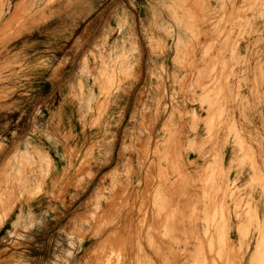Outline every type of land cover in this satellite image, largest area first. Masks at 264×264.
Returning a JSON list of instances; mask_svg holds the SVG:
<instances>
[{
  "label": "rangeland",
  "instance_id": "1",
  "mask_svg": "<svg viewBox=\"0 0 264 264\" xmlns=\"http://www.w3.org/2000/svg\"><path fill=\"white\" fill-rule=\"evenodd\" d=\"M115 40L134 70L82 116L75 81ZM29 142L46 184L0 229V264H213L220 200L264 186V0H0V178Z\"/></svg>",
  "mask_w": 264,
  "mask_h": 264
},
{
  "label": "bare ground",
  "instance_id": "2",
  "mask_svg": "<svg viewBox=\"0 0 264 264\" xmlns=\"http://www.w3.org/2000/svg\"><path fill=\"white\" fill-rule=\"evenodd\" d=\"M12 9V5L9 4L4 11ZM191 34L192 37H199L200 32L196 30L195 32L192 31ZM116 43L123 44L124 42L115 40L107 53H99L96 56L94 64L96 71L93 72L92 67L85 66L88 72H82L75 81L78 86V94L76 95L78 104L81 106L82 116L96 113V111L107 113L109 103L112 101L110 95L113 93L114 86L120 84L134 70L129 47L125 44L118 46L115 45ZM185 43V41H180L179 45ZM187 46L188 50L191 49L192 52H195L194 47ZM101 95H104L103 101ZM223 96L224 88L220 87L218 92L213 91L201 98V101L211 103L207 117L201 121L202 130L206 131L207 134L213 130L218 121L220 107L216 105ZM109 123V117H107L105 124ZM29 144L30 147H35L39 151L36 152L37 150L33 149V152L27 151L20 158L15 156L13 160L8 161L4 176L0 178V229L14 214L20 197L26 199L29 196L30 198L32 195L41 192L46 184L45 177L39 173L43 169L41 160L43 146L36 142L33 144L29 142ZM163 144L167 148L171 147L170 142L166 144V141H163ZM154 149L156 152H160L159 144L155 145ZM165 161L173 166L169 162L168 155ZM119 175L120 171L117 168L110 173L111 179ZM168 181L163 180L158 186L166 189ZM101 192L100 190L98 195ZM223 198L219 202L216 213H214L218 219L216 231L211 230L208 233L211 251L215 253L212 259L213 264H264V186L258 189L251 183L242 191L233 188ZM206 207L209 208L208 202H206ZM101 209L104 211V206L100 208L99 219L103 218ZM171 210L172 207L169 206L164 216L167 217ZM162 235L164 237L168 234L163 232ZM204 250L202 249L193 264L207 263ZM233 250L239 251L240 255L237 253V258L232 257Z\"/></svg>",
  "mask_w": 264,
  "mask_h": 264
}]
</instances>
